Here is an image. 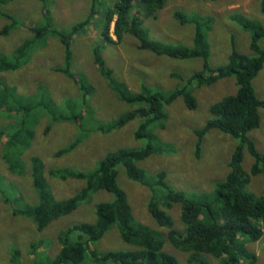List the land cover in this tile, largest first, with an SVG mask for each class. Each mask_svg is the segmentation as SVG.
Instances as JSON below:
<instances>
[{
    "label": "trees",
    "instance_id": "obj_1",
    "mask_svg": "<svg viewBox=\"0 0 264 264\" xmlns=\"http://www.w3.org/2000/svg\"><path fill=\"white\" fill-rule=\"evenodd\" d=\"M10 1L0 0V17L9 20L1 30L3 35L25 26V22L14 14L1 10ZM40 1L43 8L42 20L28 28L31 35L10 52L0 50V73L20 68L30 60L35 49L43 47L49 37H56L63 46L64 61L62 65L52 69L72 79L78 85L85 102L92 88L72 72L71 45L74 37L83 32L84 27L98 14L97 0H89L86 18L67 29H59L53 23L47 8L48 0ZM164 5L165 0H114L104 15L101 32L103 42L115 43L110 32V24L114 21L113 34L117 40L128 33L138 40L141 49L157 55L183 59L201 56L204 59L203 69L188 78L174 73L181 83L171 91L163 92L145 85L139 91H131L106 66L100 47H92L93 63L100 75L119 99L130 105L126 112L107 122L96 123V118L92 117L89 121L92 129L103 134L110 133L129 121L141 118L134 131V138H146L147 142L140 148L118 147L109 150L88 171L72 166L46 170L40 156H30L27 162L28 173L36 201L28 203L22 196L14 194L10 206L13 214L30 219L39 232L51 221L71 213L80 204L89 202L93 192H106L112 196L95 203L94 221L76 223L61 229L56 235V253L53 256L48 253L45 259H34L32 264H254L256 256L245 244L264 236V153L256 149L248 132L259 126L258 108H264V99L256 96L252 85V79L264 65V48L259 43L264 39V25L242 13L230 14L231 21L251 34L249 48L253 55L232 49L225 65L211 68L207 62L209 46L206 32L212 29L213 16L196 12L187 14L175 9L172 17L179 24L194 26L192 45L167 44L151 38L149 28L143 25L144 19L156 18ZM259 8L264 14V0H259ZM230 75L235 76L237 91L212 104L210 110L213 117L202 128L195 130L197 139L199 138L197 155L200 140L208 129L218 128L236 141L224 179L216 182L211 191L185 193L174 189L166 181L164 171L159 170L150 176L138 167L137 161L153 153L169 151L170 145L162 141L155 132L158 130L160 134L165 128V107L180 96L187 107L194 108L193 85H198L197 82L209 84ZM61 102L58 104L52 99L43 86L38 85L33 93L21 94L0 79V118L7 119L0 127V138H5L2 157L12 173H25V153L34 138V128L42 117L47 114L54 119H74V109L76 106L80 107L79 103L71 99ZM66 108L69 113L65 112ZM79 142L80 137H77L70 145L59 148L55 154L59 157ZM244 148L253 158L249 171L242 168ZM118 166L124 168L129 179L148 188L147 210L156 224L166 229V238L160 231L136 220L127 194L117 182ZM258 174L263 182L259 196L247 190L251 177ZM47 175L60 180H82L83 186L74 194L57 199ZM4 199L7 200L6 197ZM174 205L180 207L182 230L175 227L170 213ZM112 226H115L126 247L102 250L98 247L99 242ZM166 242L187 253L186 263L165 250ZM50 246L49 238L40 237L30 243L28 252L35 254L40 248L48 249ZM208 256L216 262L213 263ZM21 260L20 251L14 248L11 264H28Z\"/></svg>",
    "mask_w": 264,
    "mask_h": 264
},
{
    "label": "rangeland",
    "instance_id": "obj_2",
    "mask_svg": "<svg viewBox=\"0 0 264 264\" xmlns=\"http://www.w3.org/2000/svg\"><path fill=\"white\" fill-rule=\"evenodd\" d=\"M113 3L114 0H97L98 14L94 15L83 32L77 34L72 41V72L92 88L85 102L78 85L62 72L52 69L62 65L64 61L63 46L56 37H49L43 47L35 49L30 60L20 68L0 73V79L14 87L18 93H33L40 85L58 104H61L62 100L71 99L77 101L81 107H75L74 119H54L46 114L38 121L34 128L35 135L31 146L25 153L24 174L12 173L9 170L8 164L2 157L5 138H0V264H11L14 248L20 251L21 261L28 264H32L34 259H45L48 253L53 256L58 249L57 233L76 223L94 221L95 203L112 197L106 192L98 194V191L93 192L89 202L82 203L71 213L51 221L43 231L39 232L30 219L13 214L10 206L14 194L22 196L28 203L36 201L28 173L27 162L30 156H40L46 170L72 166L88 171L109 150L118 147L140 148L147 142L146 138H134V131L141 118L129 121L122 128L110 133L103 134L92 129L89 122L92 117L96 118V123L107 122L130 108L129 104L119 99L100 75L92 59L93 46L100 47L106 66L112 70L114 77L125 82L131 91H139L143 85L163 92L171 91L181 83L174 73L188 78L203 69L204 59L201 56L183 59L157 55L141 49L138 40L128 33H124L121 40H117L113 34L114 21L110 24V32L115 43L103 42L101 32L104 15ZM89 6V0L47 1L52 21L59 29H67L75 22L86 18ZM1 8L25 22V26L12 29L8 34L3 35L1 30L9 20L0 17V50L10 52L31 35L29 27L41 22L42 2L11 0ZM175 9L187 14L196 12L213 16L212 29L206 32L209 46L207 62L211 68L225 65L232 49L253 55V51L249 48L251 34L231 21L229 15L242 13L264 25V14L260 11L259 0H165V5L158 11L156 18L144 19L143 25L149 28L151 38L167 44L188 46L192 45L194 26L179 24L172 17ZM259 43L264 48V39ZM197 83L198 85L192 87L195 107H187L184 99L177 97L165 107L167 117L164 130H161L160 134L155 130L158 137L170 145L169 151L153 153L137 161L138 167L147 175H154L159 170L164 171L166 181L174 189L185 193L211 191L216 182L224 179L236 145L232 136L218 128H211L201 138L197 155L199 138L197 139L195 130L202 128L207 120L213 117L210 110L212 104L237 91L236 79L233 75L222 77L209 84ZM252 85L256 96L264 99V65L252 79ZM65 112L69 113V109L66 108ZM258 113L259 126L251 129L248 135L256 149L264 153V108H258ZM6 122L7 119L0 118V127ZM77 137H80L77 146L59 157L55 154L59 148L70 145ZM252 162L251 154L244 148L242 168L249 171ZM118 170L117 182L125 190L136 220L160 231L166 238V229L158 226L147 210L148 188L129 179L122 166H118ZM47 178L57 199L66 198L83 186L82 180H60L48 175ZM262 188L261 175L252 176L247 190L259 196ZM179 210V205H174L170 213L175 227L182 230ZM40 237L49 238L51 246L48 249L40 248L35 254L29 253L30 243ZM123 244L119 232L115 226H112L99 242L98 247L102 250L122 249L126 247ZM245 245L256 256L254 264H264V236L257 241H247ZM165 250L186 263L187 253L173 248L168 242L165 244ZM208 259L213 263L216 262L210 256Z\"/></svg>",
    "mask_w": 264,
    "mask_h": 264
},
{
    "label": "crops",
    "instance_id": "obj_3",
    "mask_svg": "<svg viewBox=\"0 0 264 264\" xmlns=\"http://www.w3.org/2000/svg\"><path fill=\"white\" fill-rule=\"evenodd\" d=\"M113 37V36H112ZM114 39V38H113Z\"/></svg>",
    "mask_w": 264,
    "mask_h": 264
}]
</instances>
